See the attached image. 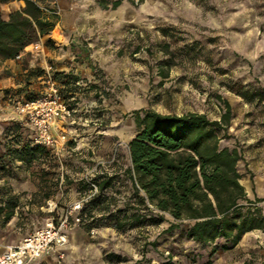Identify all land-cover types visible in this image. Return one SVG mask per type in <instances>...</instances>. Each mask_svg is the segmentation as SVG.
<instances>
[{
    "label": "rangeland",
    "instance_id": "374dc122",
    "mask_svg": "<svg viewBox=\"0 0 264 264\" xmlns=\"http://www.w3.org/2000/svg\"><path fill=\"white\" fill-rule=\"evenodd\" d=\"M101 1L40 0L58 20L65 6L81 17L71 51L51 40L45 46L52 55L27 53L17 70L0 72V103L12 122L0 129V206L5 207L0 227L20 235L33 232L86 195L87 177L97 178L104 186L99 203L73 212L85 220L73 225L56 264H264L263 229L246 233L236 245L223 238L194 242L186 234L188 222L176 225L169 214L158 221L157 213L139 202L128 173L129 143L147 111L199 112L220 120L227 101L232 116L218 130L219 147L241 152V182L264 214V0H122L117 8L115 0H105L108 7ZM55 28L50 39L58 37ZM114 58L118 82L109 83L105 71L114 62L107 59ZM60 59L68 68L58 66ZM80 66L90 70L92 81L78 77ZM50 77L71 115L64 120L66 129L54 133L55 145H40L31 157L26 149L35 144L22 141L25 127L17 125L14 100L45 95ZM116 125L113 152L98 157L101 132ZM92 167L96 170L89 171ZM50 199L58 203L53 213ZM10 211L14 216L4 223Z\"/></svg>",
    "mask_w": 264,
    "mask_h": 264
},
{
    "label": "trees",
    "instance_id": "16d2710c",
    "mask_svg": "<svg viewBox=\"0 0 264 264\" xmlns=\"http://www.w3.org/2000/svg\"><path fill=\"white\" fill-rule=\"evenodd\" d=\"M39 1L25 0V6L13 11L9 18H4L0 11L2 60L16 59L28 45L40 40L45 45L52 42L48 36L58 16L46 13ZM121 3L122 0H115L112 7L117 8ZM101 4L108 7L105 0ZM35 98L37 96L26 99ZM225 105L220 120H212L199 112L178 115L147 111L144 118L138 119L142 129L129 143L131 165L128 173L139 202L157 213L158 221L169 214L176 225L188 222L187 237L202 245L222 238L236 245L246 233L264 230L262 209L248 197L241 182L242 175L237 168L241 152L238 148L219 147L218 130L225 128L232 116L230 104L225 101ZM21 130L24 144H32L31 133H24L22 127ZM39 149L43 148L35 144L26 150L33 157ZM91 179L99 185V193L86 202L81 213L99 203L104 188L97 178ZM85 183L87 194L91 186L87 179ZM4 211L5 207L0 206V215ZM3 216L6 223L14 216V211ZM135 216L139 218L136 213ZM81 217L84 222L85 218ZM124 225L120 220L116 224L118 228Z\"/></svg>",
    "mask_w": 264,
    "mask_h": 264
},
{
    "label": "built area",
    "instance_id": "2783aa9c",
    "mask_svg": "<svg viewBox=\"0 0 264 264\" xmlns=\"http://www.w3.org/2000/svg\"><path fill=\"white\" fill-rule=\"evenodd\" d=\"M49 12L55 13V11ZM43 45V40L28 45L23 52L17 55L16 59H21L29 46L39 49ZM14 103L21 121L33 132V143L47 147L55 145L56 138L53 134L55 124L68 119L71 115V109L57 81L52 77L49 78V87L45 95L30 100L17 97ZM86 179L90 182L91 189L82 199L74 203L61 217L52 216L44 226L26 234L20 241L7 245L0 254V264H32L36 259L66 245L71 225L83 223L82 217L73 212L82 210L85 203L99 193V185L91 178ZM47 207L53 213L58 203L50 199Z\"/></svg>",
    "mask_w": 264,
    "mask_h": 264
},
{
    "label": "crops",
    "instance_id": "0c3cea01",
    "mask_svg": "<svg viewBox=\"0 0 264 264\" xmlns=\"http://www.w3.org/2000/svg\"><path fill=\"white\" fill-rule=\"evenodd\" d=\"M63 3H67V0H62ZM25 6V0H6V1H1L0 0V11L2 12V15L4 18H9V15L16 10H21L23 7ZM60 20L57 19V23H56V28L54 30V33L57 34L58 37H52L51 39L53 40V42L55 43V45L57 46H63L62 48L65 50H70V41L72 39V36H76L77 35V30L79 29L78 25L80 23V21L78 20V18H81L80 16L77 15V12H69L68 9L65 8L63 9V11L60 13ZM58 29V30H57ZM58 41H61L62 44L58 43ZM92 44H95V40L89 41V45L92 46ZM71 51V50H70ZM47 52V55L50 54L52 55V53H50V50H48V48H46L45 44L40 47L39 49H34L32 46H29L28 50H26L23 53V57L27 54V53H43L42 58L45 59V56ZM67 53V51H66ZM55 56V54H54ZM21 59H10V60H2L0 59V72L2 69L6 68H12L13 70H17L18 69V65L17 63L20 62ZM57 58H61V55L59 54V56H57ZM106 61V60H105ZM107 61L110 62H114V66L111 67L110 69H108V71L106 72V80L111 83L114 82L117 83L118 82V60H116L115 58L112 59H107ZM58 66L60 68H68V64L65 61V59H60V61H56ZM77 70H81L82 73L78 72V77L83 76L85 78V76H87L90 81H92L91 79V75H90V70L86 69L83 66H80L77 68ZM84 74V75H83ZM83 81V80H82ZM96 82V81H95ZM116 85V84H115ZM0 98H1V93H0ZM19 120V124L21 126H24L25 128L28 127V125H26L25 123H23L21 121V118L18 117ZM11 117H10V113H7V111H5L0 103V129H4L5 127L8 126V124H11ZM67 122L66 121H60L58 122L57 126L54 127L53 129V134L56 133L58 131V128L63 127L64 129H66V125ZM114 130L115 132H111L110 130ZM101 132V131H100ZM102 142L100 145V148L98 150V157H102V155L109 153L110 151L113 152L114 150V139L116 138V136H118V125H116L115 127H112L108 130L102 131ZM117 149V148H116ZM118 152V149H117ZM118 159V156H117ZM128 160L130 161V165H131V155H130V150L128 149ZM102 162V161H101ZM96 167H92L89 171H95ZM52 217V215H51ZM50 217V218H51ZM49 218V219H50ZM73 225H77V224H72L71 227L68 230V237L69 235H71V229L73 227ZM8 226V224H6V227ZM80 230H82L81 228H79ZM74 230V229H72ZM28 234V233H27ZM26 235V234H25ZM25 235H20L18 233H13L10 231V228H5V227H0V254L4 251L5 247L7 245H9L10 243H15L20 241ZM81 235V233H80ZM70 239V237H69ZM68 247V244L62 246V247H58L56 249V251L48 254V255H44L38 259H36L32 264H56V260L58 259L60 253L62 251H66V248Z\"/></svg>",
    "mask_w": 264,
    "mask_h": 264
}]
</instances>
